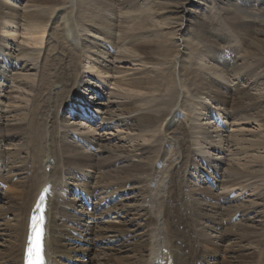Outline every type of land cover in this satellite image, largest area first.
<instances>
[{
  "label": "bare ground",
  "instance_id": "1",
  "mask_svg": "<svg viewBox=\"0 0 264 264\" xmlns=\"http://www.w3.org/2000/svg\"><path fill=\"white\" fill-rule=\"evenodd\" d=\"M60 1L0 0V33L15 39L20 33L26 37L22 41L33 47L21 46L15 50L6 37L0 35V102L6 101L8 110L0 112V173L7 169L8 175L6 179L0 176V185L8 186L4 197L0 193V201L4 202L0 206V219L5 221L0 226V236L9 243L3 250L7 252L6 264H24L29 216L48 186L52 190L46 214L44 259L49 264H68L65 259L82 262L80 256L75 259V255L81 253L96 254L89 260L91 264H126L129 259H136L134 264L167 261L174 264H264V205L259 204L264 201V137L256 146L238 148L246 127L255 126L256 134L264 133V0H77L82 8L79 20L73 15L58 14ZM213 5L221 16L217 26L209 18ZM57 18L61 31L72 40L69 46L72 52L63 48L60 56L46 57V60L43 51L35 47L48 44L46 37L53 30L50 24L56 23ZM107 18L119 22V28L115 23L107 24ZM85 20L92 24L85 26ZM79 24L83 25L81 31ZM105 24L107 32L124 33L117 35L120 42L116 44L115 55L109 51L107 43L99 41L101 37L106 40L111 36L103 31ZM83 33L93 48L86 41L79 44ZM169 35L181 36L180 39L192 36L196 50L201 48L198 53L203 63L201 70L206 76H213L211 81L221 79L211 85L198 71L193 72L198 86L192 96L206 95L217 107V113L209 118L206 126L219 125L215 119L220 117L230 123L231 128H237L238 133L224 140L226 143L231 139L238 148L229 151V156L215 144L195 140L192 135L195 127L189 126L187 117L182 116L184 107L182 112L175 106L184 94L182 91L187 89L186 84L164 66L176 64L182 53L176 54L171 49L183 47L184 41L180 44L181 40H169ZM96 41L99 46L94 44ZM187 45L189 49L192 47ZM99 48H104L106 53ZM107 60L108 66L104 65ZM111 62H117L122 69L111 67ZM184 70V66L174 68L179 74ZM131 72L146 76L126 80ZM112 73L123 75L112 79L114 90L95 77ZM235 81L232 88L226 85ZM56 86L59 90L53 91ZM88 95L100 98L96 108L91 107L92 98H87ZM196 97L187 101L193 113L195 111L198 117L204 112L211 115L208 105L196 103ZM70 105L76 110L92 109L101 118L100 124L93 116L91 120L96 128L88 124L91 120L80 122L68 115L61 116L60 110L69 109ZM20 106L23 107L18 109ZM8 114L14 115L6 117ZM48 123L55 127L53 136L49 137ZM60 123L65 130L61 139L56 136ZM219 131L216 129L217 133ZM78 134L83 136L88 148L99 146V150L90 153L82 150L74 141ZM158 136H161L160 141H155ZM15 138L23 141L26 156L24 150H3V144L16 147L7 144ZM115 140L121 146H110ZM131 142L133 144L128 145ZM177 145L185 159L182 164L175 158L178 153L173 148ZM227 145L229 148V143ZM255 149L261 154H251ZM49 152L53 156H49ZM171 152L176 153L170 156ZM193 154L225 164L226 178L219 181L213 178L218 171L212 165L204 171L199 163H192ZM120 158H129L130 162L119 164ZM46 161L49 168L44 166ZM199 170L212 179L211 186L200 187L199 175L203 172ZM22 174H26L25 182H11ZM185 175L187 178H183ZM147 177L148 182L154 181L153 186L148 185L142 193L148 195L149 201L143 200L135 209L126 210V206L117 203L96 214L101 202L96 203L93 215L88 217L85 213L74 214L75 203L67 204L69 208L63 203L62 192L69 191L70 186L91 199L96 194L114 197L131 192L128 187L136 185L139 178L145 181ZM192 195L204 201L195 204L197 216L188 204ZM232 195L236 198L232 199ZM260 196L263 199H258ZM83 199L75 201L84 203ZM209 210L211 215L207 214ZM113 212L123 215L118 225L109 222ZM239 214L242 225L228 229ZM8 216L13 219L8 220ZM61 219L65 220L63 225L59 224ZM85 219L99 222L87 227L82 224ZM205 220L224 229L229 237L230 232L234 233L238 243L223 251L212 241L201 239L196 227ZM223 240L224 236L220 235L219 242ZM75 242L85 247H77ZM241 242L244 245H240ZM228 253L226 261L219 260L220 254ZM4 258H0V264Z\"/></svg>",
  "mask_w": 264,
  "mask_h": 264
},
{
  "label": "rangeland",
  "instance_id": "2",
  "mask_svg": "<svg viewBox=\"0 0 264 264\" xmlns=\"http://www.w3.org/2000/svg\"><path fill=\"white\" fill-rule=\"evenodd\" d=\"M11 3H13L12 1H10ZM23 1L21 2V5H23ZM14 4V3H13ZM12 4V5H13ZM17 8H20V7H18V4H14ZM20 6V5H19ZM91 6H93L92 4H91ZM81 7V5H79V2L77 1V0H75L74 2L72 1H68V0H61L60 2H59V4H58V6H57V10H59V11H57V13L58 14H60L61 15V13L63 14H68V16L70 15V16H72L73 15V17H75V18H77V20H79V18H80V12H81V9L82 8H80ZM213 8V10H212V12H210V19H211V22H213V24H215V26H217V24L220 22L219 20H221V16L220 15H218V13L215 11V8H216V5H213L212 6ZM216 10H218L217 8H216ZM3 11H6V10H3ZM215 11V13H213ZM74 12V13H73ZM220 12V11H219ZM217 13V14H216ZM212 14V15H211ZM219 18V19H218ZM111 19V18H110ZM110 19H108L107 18V24H109L110 23V25L111 24H117V26H118V28H119V22H117V21H112L111 22V20ZM215 19V21H213ZM59 20H61V18L59 19ZM217 20V21H216ZM56 21V23H51L50 24V26H52V31H51V33H48L50 36H48L47 35V37H46V40L48 41V44H45L44 46H42V47H35V49H38V50H42L43 51V58L44 59H46V57L48 58V59H51V58H57L58 56H60V52L63 50V52H64V49L63 48H65L66 49V51H68L69 53L70 52H72V50H69V46L72 44V40L71 39H69V35H67V33L64 31L63 32V30L61 31V29H60V27H59V25L60 24H57V23H59L58 22V18L55 20ZM82 21H84L83 19H82ZM85 26L86 25H90V24H92V23H90V22H87V20H85ZM83 24V23H82ZM93 24H95V25H97V22H93ZM223 26H224V24H222ZM78 26V28H79V30L81 31L82 30V27H83V25H81V24H79V25H77ZM105 27H107L106 26V24H105V26H103L102 28H103V31L104 32H107L106 30L107 29H105ZM57 31H56V30ZM102 31V32H103ZM164 33L166 32L165 30L163 31ZM107 33H110V37L108 38V39H106V40H104V37H101L100 39H99V41H103V42H105V43H107V45H108V47L110 48V50L109 51H111V53H113L114 55H115V53H116V50H117V46H116V44L118 43V42H120L119 41V38L117 37V35H123L122 33H120L119 34V32H115L114 34L113 33H111V32H107ZM163 33V34H164ZM0 35L1 36H3V37H6V39L12 44L11 45V47L13 48V49H15V50H19V48L21 47V46H25V47H28V48H33V47H31V46H28L27 44H25L22 40H24V39H26V37L24 36V35H21L20 33L19 34H16L17 35V38L15 39V38H13L12 36H10V35H6V34H2V33H0ZM84 33L82 34V38H80V41H79V44L81 45V43L83 44V41H86L87 42V45H89V47L90 48H93L92 46L93 45H91L90 43H91V41L88 39V38H85L84 36ZM67 36V37H66ZM180 37L181 36H174V37H171L170 35H169V40H171V38H174L176 41L177 40H181L180 41V44H182L183 43V41H184V46L183 47H181V48H175V47H173V49H171L172 51H175V53L176 54H178L179 52H181L182 53V56L181 57H178V59L175 61V63L176 64H174V66L172 67V65H165L164 67L165 68H167L168 70H169V72H170V70H171V72L170 73H172V74H176L177 75V80H181V81H183V82H185V84H186V90L188 91H186V90H183L182 91V93H184L183 95H182V98H181V100L180 101H177L176 102V107H177V109L179 110V109H181V111H182V109H183V107H184V112H183V114H182V116H185V117H187V119H188V125L189 126H191L192 128L193 127H195V130H192V135H193V137L195 138V140H202V141H207L208 143H212V145H214L215 144V146H219L221 149V152L225 155V156H229V154H230V152H234V151H236L238 148H243V147H245V148H250V146L249 145H251V146H256V144L259 142V140L262 138V137H264V133H260L259 135L258 134H256V131H254V129H256V128H254L255 126H252V127H246V133H244L243 135H240V139H241V141H242V144L241 145H239L238 146V148L237 147H235V145H234V142L232 143V142H230L231 141V139H228L227 140V142L229 143V148L227 147L228 145V143L226 142V143H224V140H226V136L227 137H231V135H234V134H236V133H238L237 132V128H231V124L230 123H228V122H226V121H224V120H222V122H223V127L221 126V127H219L218 125H216V123L214 124V126H212V125H210L211 127H209V126H206V123L209 121V118H211L212 117V115H214L215 113H217V112H215L216 110L215 109H217V107L215 106V105H213V102L209 99V97H207L206 95H203V96H198V97H196V103H198V104H201V103H205L206 105H208V107H207V110H208V112H210L211 111V115L210 114H207V113H205L204 112V114L202 113L201 115V117L199 116L198 117V115H197V113H195V111H194V113H193V108L192 107H190V104L189 103H187V101L188 100H191V99H193V98H195L194 96H192L193 95V90H195V88H197V84H198V82L196 83L195 82V80H194V74H193V72H197L198 71V74H201V76H203V78L204 79H206L205 81H206V83H210L211 85L215 82V81H219L220 82V78H215L213 81H211V79H213L212 77L213 76H211L210 74H207V76H206V72L204 71V70H201V69H203V67H201V66H203V63H202V61H200V57H199V55H198V53L199 52H201V48L199 47L198 48V50L199 51H197L196 50V47L194 46V43L192 42V40H193V37L192 36H186L185 38H183V39H180ZM98 39V38H97ZM183 40V41H182ZM236 40L237 41H239V39L238 38H236ZM47 41H45V42H47ZM137 41V40H136ZM196 42H198L197 40H195V43ZM168 43H170V41L168 42ZM167 43V44H168ZM173 43H174V41H173ZM23 44V45H22ZM94 44L96 45H100V43L98 42V41H96V42H94ZM187 44H189L190 46H192L190 49L188 48L189 46L187 45ZM61 45V48L59 47ZM168 46H169V44H168ZM55 49V50H54ZM100 50V52H103V53H106V51L104 50V48H99ZM61 50V51H60ZM96 51H97V49H95ZM94 50V51H95ZM179 51V52H178ZM57 54V55H56ZM62 55V54H61ZM47 60V59H46ZM42 61H44V60H42ZM182 61H183V65H181V63H182ZM100 62H102V59H101V61ZM110 64V62H109V60H107V62H105L104 63V65H109ZM175 66L176 67H180V66H184V68H185V70L184 71H182L180 74L178 73V71H174V68H175ZM111 67H119V68H121L122 66H120V64H118L117 62L115 63H113L112 64V62H111ZM124 67V66H123ZM210 67H212V63L210 64ZM125 68V67H124ZM123 68V69H124ZM122 69V68H121ZM172 71H174V72H172ZM83 72H86L85 70L83 71ZM114 72H115V70H114ZM137 73V72H136ZM135 72H131V73H128L129 74V76H126L125 78H126V80L127 79H130V78H138V77H140V76H142V75H139V74H136ZM86 74V73H85ZM113 75V76H112ZM156 75V74H155ZM109 76V77H108ZM143 76H146L145 74L143 75ZM142 76V77H143ZM206 76V77H205ZM95 77H99L100 79L99 80H102V82H103V84L107 87V88H109L110 90H114V86L112 85L113 84V81H112V79H117V77H118V79L121 77H123V75H115L114 73H112L111 75H95ZM107 80V81H106ZM211 81V82H210ZM196 85H195V84ZM234 84H236V81L235 82H233V83H230V82H226V85H228L229 87H233V85ZM193 86V87H192ZM35 87V86H34ZM57 87V88H56ZM56 87H54V89H53V91L55 90V91H58L59 90V87L58 86H56ZM116 90V89H115ZM180 91V90H179ZM181 92V91H180ZM187 92V93H186ZM253 92V91H252ZM181 93V94H182ZM92 95V94H91ZM157 95L158 94H156L155 96L157 97ZM51 97V96H50ZM93 97H94V95H93ZM93 97H90V98H92L91 99V101H92V103H91V107L93 106L94 108H96V103H97V100L98 99H100L99 97H95V98H93ZM159 97V96H158ZM87 98H89V95H88V97ZM89 98V99H90ZM186 100V102L183 104V102ZM264 101V100H263ZM6 102V101H5ZM5 102L3 101V102H0V112H2V113H7L8 112V110H6V107H7V105L5 104ZM184 105V106H183ZM257 106V108L260 106V105H256ZM264 106V103H262V107ZM21 107H23V106H20V107H18V109H21ZM75 107V106H74ZM73 107V105H70V108H71V110H72V108H74ZM70 108L68 109V108H63V110H60V114H61V116H64V115H68L69 117H70V119L72 118L73 119V121H83V122H85L86 120L83 118V117H81V111L79 110V108H77V110H76V107L74 108L75 110H76V114L75 115H72L71 113H70ZM190 108H192V109H190ZM262 109V108H261ZM19 111H21V110H19ZM74 111V110H73ZM24 112V111H23ZM22 112V113H23ZM225 112H228V111H225ZM98 114V113H97ZM102 114V113H101ZM199 114H200V112H199ZM14 114H8V115H5L6 117H9V116H13ZM197 115V116H196ZM262 116H264V114L262 113ZM196 118V119H195ZM50 119H51V117H49V120L48 121H50ZM218 119V118H217ZM14 119H12L11 118V122L12 123H15V121H13ZM194 121H196V122H194ZM214 121V120H213ZM6 122V121H5ZM88 122V121H87ZM98 122L99 123H97L98 125L100 124V122H101V118L99 117V119H98ZM191 122V123H190ZM171 123H173V121H171ZM177 123V122H176ZM176 123H174V124H176ZM89 124V123H88ZM68 125V124H67ZM168 125V124H167ZM233 126V125H232ZM249 126H251V125H249ZM50 127H51V129H50ZM63 127V124L62 123H60V126H59V129H58V132H57V134H56V136H58V138L59 139H61V137H62V132L63 131H65L64 130V128H62ZM92 127L94 128H96V123H93V125H92ZM166 128V127H165ZM217 129V131H219V133H217L216 132V129ZM55 129V127L54 126H52L50 123H48L47 124V137H49V135H52L53 136V134H52V130H54ZM174 129V128H173ZM221 131H223L224 133H222ZM235 131V132H234ZM112 132V131H111ZM113 132H117L116 130H114ZM198 132V133H197ZM204 132V133H203ZM77 134V133H76ZM101 134V133H100ZM221 135H222V138H221ZM77 137H75V142H77V144L76 145H79L80 146V148L82 149V150H84V151H86V152H96V151H98L99 149H98V147L99 146H97V147H94V146H89V148H88V145L84 142V140H82L83 139V136L82 135H80V134H78V135H76ZM98 136V135H97ZM159 137H161V136H158L157 137V139L155 140V141H160L159 139ZM173 137V136H172ZM171 136L169 137V138H172ZM21 138H23V136L21 137ZM21 138H15L14 140L13 139H11L10 141H7V144H9V145H17L16 147H14V146H12V147H10V146H6L5 144H3L2 145V147H3V150H5V151H9V152H13V151H16V150H24V156H26V154H27V152L25 151V147H23L22 146V144H23V141L21 140ZM49 139V138H48ZM108 139V138H107ZM220 139H223V141H221ZM71 140H73V139H71ZM166 141V140H165ZM247 141V142H246ZM254 141V142H253ZM116 142V143H115ZM221 142H222V144H221ZM109 143V142H108ZM168 143V141H166V143L164 142V144H167ZM224 143V144H223ZM230 143H232L231 144V146H230ZM254 143V144H253ZM110 146H112V145H117V141L115 140V141H111L110 143ZM126 144V143H125ZM133 144V142H131V143H129L128 145H132ZM245 144V145H244ZM127 144L125 145V147H127L128 146ZM227 145V146H226ZM87 146V147H86ZM117 146H121V145H117ZM10 147V148H9ZM252 148V147H251ZM16 149V150H15ZM178 154L177 155H175V158H179V161H178V164H182V163H184L185 162V159H184V157H183V154H182V149H180V146L179 145H177V146H174V148H173ZM236 149V150H235ZM215 151V150H214ZM230 151V152H229ZM175 152V153H176ZM211 152H212V150H211ZM251 152V154H253V155H256V154H261L260 153V151H258L257 152V150L255 149L254 151L253 150H251L250 151ZM50 153H52V152H49V156H53V154H50ZM175 153H173L172 154V152L170 153V156H171V154L174 156V154ZM183 153H184V151H183ZM113 154H117V152H113ZM223 155V156H224ZM263 155V154H262ZM135 159H138V158H135ZM121 162H120V161ZM191 160H192V163L193 162H197V163H199V165L201 166V169L202 170H204V171H206V170H208V166H211L212 165V168L214 167L215 169H217V171H218V174H215V175H213V178H216L218 181L219 180H221V179H223V178H226V176H227V166L225 165V164H218V163H215V162H211L210 160H204L202 157H200V156H194V154L193 155H191ZM118 162H119V164H127L128 162H130V159L129 158H120V159H118ZM218 164V165H217ZM45 167H47V168H49V164H48V162L46 161V163H45V165H44ZM190 166V165H189ZM216 166V167H215ZM61 169H64V171H66L65 170V168L63 167V166H61ZM46 170V169H45ZM50 169H47L46 171H49ZM202 170H199L198 172H203ZM90 174H92V173H90ZM192 174H194V176H195V172H193ZM0 176L1 177H3L4 179H6V178H8V175H7V169H5V170H2V173H0ZM6 177V178H5ZM25 177H26V174L24 175V174H22V175H20L19 177H15V178H13V181H11L12 183H17V182H20V183H23V182H25ZM199 177H200V187L202 188H205L207 185L208 186H211V183L209 182V180H208V178L212 181V179L209 177V176H207V174L206 173H201V175H199ZM208 177V178H207ZM183 178H187L186 177V175L183 177ZM144 179V178H143ZM143 179H141V178H139L136 182H137V184L136 185H132V186H130V187H128V188H130L131 189V192H125L124 194L123 193H119V194H117L116 196H119L118 198H117V200H116V202L115 203H118V204H122V205H124V206H126L127 208H126V210L127 209H131V208H134L135 209V207H137L138 205H141L142 203H143V200H147V202L149 201V198H148V195L146 194V193H144V194H142L144 191H145V188L148 186V185H150V186H153V183H154V181H152L151 183L150 182H148V180H149V178L147 177L146 179H145V181H143ZM201 179H203V180H201ZM140 182V183H139ZM79 184V181L78 182H76V184ZM208 183H210V184H208ZM67 184V183H66ZM3 186V187H2ZM79 186V185H78ZM186 186H188V185H186ZM212 186L215 188V185H213L212 184ZM81 187V186H80ZM73 188L74 187H72V186H70V190L69 191H66V192H62V194H63V203L64 204H66V208H69V206L67 205V204H69V203H75L74 204V206H76L75 207V209H73V212H74V214L75 215H83L84 213H85V215L86 216H88L89 217V215H93V212H89V211H87V210H85L86 208L83 206V205H81L82 203H80L78 200H76L75 201V199H78V198H75L74 199V197H75V194L73 193ZM213 188V189H214ZM7 189H8V186H5L4 187V185H0V193H2V196L4 197V195H6V193L5 192H7ZM262 189V188H261ZM63 190L65 191V189L63 188ZM132 190H135V191H132ZM5 191V192H4ZM262 191H264V189L262 190ZM262 194H263V192H261ZM256 195H260V192H256L255 193ZM247 197L249 196V194H247L246 195ZM262 196V195H261ZM260 196V198H258V199H263L262 197ZM115 197V196H114ZM103 200H105V199H113V197H107V196H105V195H99V194H96V196L94 197V198H92V206H93V208H95L96 206V203H101L102 202V199ZM231 198L232 199H234V198H236V196H234V197H232L231 196ZM101 200V201H100ZM247 200H249V198H247L246 199V201ZM252 200V199H251ZM253 200H255V199H253ZM202 202L203 200L201 199V197H199V196H189V203L188 204H190L189 206H190V208H191V211H192V213L194 214V215H196L197 216V211H196V206H195V204H196V202ZM204 202V201H203ZM4 202H1L0 201V206H3L2 204H3ZM95 203V204H94ZM114 203V204H115ZM259 204H261V205H264V201H260L259 202ZM109 208V207H108ZM95 211V210H94ZM124 212H125V210H123ZM87 213V214H86ZM100 212H98L97 214H99ZM210 213V210H209V212H207V214H209ZM210 215H211V213H210ZM122 214L120 215H116L115 214V212H113V213H111V215H109V222H112L113 224H115V225H118L119 223H120V221H121V219H122ZM251 216H248V218H250ZM12 218V217H11ZM10 218V216H8V220H10L11 219ZM241 218H242V215H237L235 218H233L232 219V224L233 225H231V226H229V228L228 229H230V227L231 228H233L232 226H234V225H240L241 224ZM13 219V218H12ZM227 219H228V217H227ZM107 221H108V219H106ZM229 220V219H228ZM96 221H93V220H87V219H85V222H83L82 224L83 225H86L87 227H92L94 224H96L97 222H99V221H97L96 223H95ZM65 223V220L64 219H61L60 221H59V224L60 225H63ZM2 224H5V221L4 220H2V219H0V226L2 225ZM13 224H15V222H13ZM247 224H249V223H247ZM71 224H69V226H70ZM242 225V224H241ZM3 226V225H2ZM72 226V225H71ZM70 226V227H71ZM211 227V228H210ZM226 229V228H225ZM234 231L236 230V229H233ZM196 234L201 238V239H205L206 238V240H210V241H212L213 243H215V245L217 246H219L221 249H224L223 251H225V250H228V249H230L231 247H232V244H234V243H238V238H236L234 235V233H231L230 232V234H231V237H229L230 235L227 233V232H225V230L224 229H222V228H220V227H217V226H215V225H213L212 223H210V222H208L207 220H205V221H203L202 223H199V225L196 227ZM228 234V235H227ZM234 234V235H233ZM73 235H74V237H78V235H77V233H73ZM220 235H223L224 236V240L223 241H221V243L219 242L220 241ZM233 235V236H232ZM238 237V236H237ZM236 238V239H235ZM222 240V239H221ZM9 243H7L6 242V239H5V237H1L0 236V251L2 252V254H0V258H4V256H6L7 254V252L6 253H4L3 252V250L4 249H6L5 247H7L6 245H8ZM75 244H76V246L78 247H81V248H83V247H85L84 246V244H78V243H76L75 242ZM231 245V246H230ZM240 245H244V243H240ZM94 255H96V254H91V255H84V254H80V255H78V254H76L75 256V259L78 257V256H80L79 257V259H81L82 260V262L84 263V264H91V263H89V260L94 256ZM227 257H229V253L225 256L224 254H220V257H219V260L220 261H226L227 259ZM6 258V257H5ZM4 258V260H2V263L1 264H3L5 261H6V259ZM66 261L65 262H67L68 264H70V262H73V263H75V264H82V262H78V261H75V260H73V259H71V260H67V259H65ZM130 262V263H129ZM135 262H137V260L136 259H129V260H127L126 261V264H134ZM8 263V262H7ZM4 264H6V262L4 263ZM10 264H12V263H10Z\"/></svg>",
  "mask_w": 264,
  "mask_h": 264
},
{
  "label": "snow or ice",
  "instance_id": "3",
  "mask_svg": "<svg viewBox=\"0 0 264 264\" xmlns=\"http://www.w3.org/2000/svg\"><path fill=\"white\" fill-rule=\"evenodd\" d=\"M39 220L42 225L43 216H40ZM42 238H43V228L41 227L40 230L35 234L33 241L34 247H29L28 249L29 264H45L42 255L43 253Z\"/></svg>",
  "mask_w": 264,
  "mask_h": 264
}]
</instances>
